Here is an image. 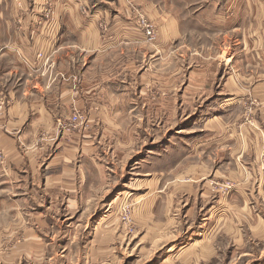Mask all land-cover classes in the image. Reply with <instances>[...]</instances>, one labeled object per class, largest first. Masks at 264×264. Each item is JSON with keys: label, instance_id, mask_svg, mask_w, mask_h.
Returning <instances> with one entry per match:
<instances>
[{"label": "crops", "instance_id": "1", "mask_svg": "<svg viewBox=\"0 0 264 264\" xmlns=\"http://www.w3.org/2000/svg\"><path fill=\"white\" fill-rule=\"evenodd\" d=\"M50 1L47 21L41 14L44 0H20L19 5L0 0V190L8 192L9 184L20 186L16 193L11 189L12 194L48 200L49 206L64 203L67 214L92 205L108 190L110 162L117 161L118 147L132 142L113 137L122 136L124 121L144 119L138 110L142 94L149 103L159 98L173 103L175 98L180 104H209L214 109L207 120L216 127L198 128L191 138L195 145L166 164L179 169L171 183L187 185L183 187L191 201L187 214L195 213L200 195V200L212 201L201 226L206 227L205 234L218 225L213 209L230 199L203 181L210 171L214 178L264 185V164H258L264 161V0ZM131 5L141 7L157 24L154 41L146 40ZM79 8L85 13L89 9V14L82 15ZM98 17L106 30L97 28ZM72 48L106 60L100 80L84 91L72 79L51 81L44 63H32L38 51L49 58L69 54ZM158 52L170 58L181 55L183 66L169 68L167 79L158 81L156 75L150 78L151 66H156L149 62L146 80L135 58L140 54L157 58ZM193 58L202 65L192 64ZM179 74L180 79L174 77ZM246 102L250 107L242 111ZM75 112L82 121L67 131L64 126ZM238 121H245L240 132ZM237 132L243 144L237 142ZM239 150L244 152L240 161ZM156 171L155 166L149 169L151 174ZM245 193L238 188L230 196L241 203L224 206L245 210L236 218L253 229L257 207H249ZM254 194L250 200H259L256 196L264 200V186ZM225 210L222 222L228 219ZM45 215L38 213L40 229L48 225ZM149 220L153 222V217ZM235 223L228 220L226 230L235 231L230 227ZM27 243L41 246L34 238Z\"/></svg>", "mask_w": 264, "mask_h": 264}, {"label": "rangeland", "instance_id": "2", "mask_svg": "<svg viewBox=\"0 0 264 264\" xmlns=\"http://www.w3.org/2000/svg\"><path fill=\"white\" fill-rule=\"evenodd\" d=\"M15 2L19 5L20 0ZM50 2L44 0L41 12L47 21L52 14ZM131 6L135 19V10L141 11L157 37V24L147 18L141 7ZM79 10L82 15L89 14V9H86V13L85 8ZM96 22L97 28L106 30L107 25L103 20L100 21L98 17ZM194 44H197L196 41ZM64 53L47 58L42 51H38L32 63L37 65L39 60L44 63L51 81L72 79L83 91L85 87L95 84L97 79L100 80L106 60L79 49L74 51V48L69 54ZM140 55L135 59L146 80L149 79V62L156 66H151L150 78L156 75L158 81L167 79L166 71L169 68L176 71L183 66L179 54L170 58L165 56V52H158L157 58L151 59L148 55ZM193 62L202 65L197 58H193ZM174 77L180 79L181 74ZM145 97L142 94L138 101V110L144 119L124 121L122 136L113 137L132 142L125 148L118 147L117 161L110 162L108 190L92 201V205L79 207L67 214L64 203L49 206L48 200L23 199L19 192L16 196L12 194L11 189L16 193L15 189L20 186L6 184L11 189L8 192L0 190V264H264V200L262 202L260 196H256L259 200L249 199L254 198V193L264 185H242L233 177L214 178L213 171H210L203 181L218 195H227L230 199L222 200L213 209V215L219 219L216 222L218 225L205 234L207 229L201 226L203 221L205 223V214L212 201L204 202L200 200V195L194 204L195 213L187 214L191 203L183 192L187 185L172 184L170 181L179 169L171 170L166 164L174 162L195 145L191 138L198 128L211 130L216 127L211 120H207V116L211 117L210 114L214 112L210 108L212 105L202 104L199 107L194 103L180 104L174 101L175 98H172L173 103L164 98L149 103ZM5 103L3 101L2 104ZM244 105L242 111L248 110L250 104L246 102V108ZM74 114L81 116V122L83 116L78 112ZM148 115H151L149 119ZM241 124L239 121L236 123L238 132ZM238 132L237 142L243 144L244 139ZM243 154V151H238V161ZM262 163L264 161L259 162V166ZM154 166L157 174H151L154 171L149 173ZM165 167H169L167 171H161ZM149 177L155 181L150 182ZM172 187L176 190L174 195L170 193ZM238 188L246 192L249 207H257L253 210L256 219L253 229L247 225L243 227L242 218H236L245 210H233L231 207L229 211L224 206L241 203L230 196ZM150 203L152 207L149 213L147 208ZM225 209L228 219L222 222ZM40 212L47 214L44 218L48 222L42 229L39 226ZM149 217H153V222ZM228 220L236 221L235 225L230 224V227L236 228L235 231L226 230ZM28 228L34 230L30 233ZM31 238L41 242V246H29L27 242ZM206 243L212 247H205Z\"/></svg>", "mask_w": 264, "mask_h": 264}, {"label": "built area", "instance_id": "3", "mask_svg": "<svg viewBox=\"0 0 264 264\" xmlns=\"http://www.w3.org/2000/svg\"><path fill=\"white\" fill-rule=\"evenodd\" d=\"M136 15H137V24L140 27L142 33L145 35L146 39L150 40H154L155 39V30L153 28V26L147 22L146 18L144 17L143 13H141V11L135 10ZM81 116L78 114H73L69 124L67 125V127L64 129H66L67 131H70L72 128H74V124L80 122Z\"/></svg>", "mask_w": 264, "mask_h": 264}]
</instances>
